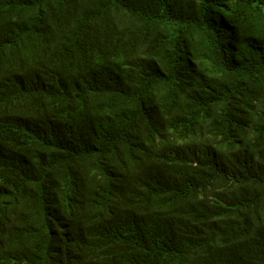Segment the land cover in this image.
I'll return each mask as SVG.
<instances>
[{
	"label": "trees",
	"instance_id": "1",
	"mask_svg": "<svg viewBox=\"0 0 264 264\" xmlns=\"http://www.w3.org/2000/svg\"><path fill=\"white\" fill-rule=\"evenodd\" d=\"M0 264H264V0H0Z\"/></svg>",
	"mask_w": 264,
	"mask_h": 264
}]
</instances>
